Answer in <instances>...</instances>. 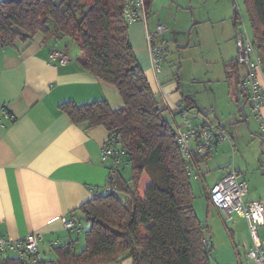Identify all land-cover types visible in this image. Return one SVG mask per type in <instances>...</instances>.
Instances as JSON below:
<instances>
[{
	"label": "crops",
	"instance_id": "0c3cea01",
	"mask_svg": "<svg viewBox=\"0 0 264 264\" xmlns=\"http://www.w3.org/2000/svg\"><path fill=\"white\" fill-rule=\"evenodd\" d=\"M146 1L147 23L130 24L129 35L139 65L151 87L157 94L159 87H164L170 103L184 100V95L189 96L194 104L193 113H199L201 117L207 114L222 117L218 119L214 116L217 119L214 121L226 129L223 120L227 112L218 107L216 112L212 110L203 114L197 106V99L200 96L198 92L206 90V85L195 87L192 80L197 82V78L185 74L190 72V67L184 71L179 70L181 64L177 65L181 63L178 56L181 59L182 46L189 45L195 38L202 42L207 39L206 34L200 36L199 32L194 33L191 25L207 23L220 12L221 5L215 4L214 0ZM183 14L186 15V26L179 21ZM158 25L166 26L161 44L166 49L165 61L171 60L170 65H165L164 61L163 69L156 74L151 68L146 35L156 31ZM234 33L231 27L219 35L223 45L217 42L221 58L219 54L216 57L223 65L235 54L237 44ZM62 40H45L39 34L25 42L18 40L13 45L0 46V107H5L10 113L9 117L0 116V238L20 239L29 233L40 232L42 238L36 255L40 260L54 259V248L59 245L74 242L78 248L84 244L85 227H79L84 232L79 233L78 229L70 231L64 227L63 218L75 219L73 215H76L82 223L86 222L79 208L104 190L114 166L111 160H102V147L108 139V129L103 125L88 128L86 124L74 123L60 109V104L73 101L81 105L106 100L114 110L124 106L118 89L84 69L80 63L82 53L73 56L66 42L65 47L60 45ZM171 41L177 47L173 53ZM55 48L69 56L66 64L49 61V53ZM244 68L247 76L246 66ZM180 75L186 79L185 85L181 83ZM203 79L216 88L223 78L214 81L212 73ZM259 81L264 94V64ZM232 84L235 86L234 81ZM221 85L225 86L226 92L227 83ZM233 90L236 88L233 87ZM243 98L245 96L242 102ZM161 106L165 107L162 103ZM237 109L241 111L240 107ZM260 113L264 118V102ZM240 118H244L243 114ZM258 120L260 123L259 117ZM229 135L230 141L220 144L209 156H202L203 160L196 159L197 166L191 182L195 195L197 188L200 195L207 199L206 213L202 209L200 214L198 212L202 223L213 231L214 226H210L212 219L216 220L220 230L219 224L223 223L227 248H233L237 260L234 263L239 264L240 258L246 257L248 250L254 246L248 222L238 215L225 221L224 214L210 202L209 191L228 169L235 168L239 181L248 184L245 201L264 202V147H235L239 135L235 136L233 132ZM200 206L204 207L202 203ZM259 231H262L264 239V225L259 227ZM206 238L213 246L211 234ZM118 264H132V259Z\"/></svg>",
	"mask_w": 264,
	"mask_h": 264
},
{
	"label": "trees",
	"instance_id": "16d2710c",
	"mask_svg": "<svg viewBox=\"0 0 264 264\" xmlns=\"http://www.w3.org/2000/svg\"><path fill=\"white\" fill-rule=\"evenodd\" d=\"M243 2L252 35L237 12L234 24L244 28L236 27L235 39L240 33L248 35L264 57V0ZM124 6V0H0V46L39 34L45 40L71 37L80 47L82 67L118 89L124 106L116 110L106 100L81 105L67 101L59 107L76 124L105 126L127 152L120 165L111 167L105 183L115 190H103L79 208L88 222L80 248L70 242L55 247L51 260L31 263L32 255H6L0 264H109L128 258L132 264H212L208 227L194 207L195 170L189 172L190 162L181 154L166 109L139 65ZM227 63L232 75L239 74L243 64L238 55ZM245 76L239 74L232 84L238 108L248 90ZM183 98V107L193 111L190 97ZM211 153L195 158L201 161ZM127 163L129 178L121 171Z\"/></svg>",
	"mask_w": 264,
	"mask_h": 264
},
{
	"label": "built area",
	"instance_id": "2783aa9c",
	"mask_svg": "<svg viewBox=\"0 0 264 264\" xmlns=\"http://www.w3.org/2000/svg\"><path fill=\"white\" fill-rule=\"evenodd\" d=\"M124 2L123 13L126 22L132 24L141 21L146 25L148 19L147 1L124 0ZM165 32L166 26L158 25L156 31L146 35L151 68L156 74L160 73L162 63L165 61V52L161 44ZM236 44L240 62L247 65L249 91L247 90L246 94H248L249 104L252 111L260 118L261 134L264 136V118L260 113L264 102V94L261 91L259 81L264 57L262 53L254 49L251 39L244 33L237 35ZM69 60V56L63 50L55 48L49 53L50 62H58L63 65ZM158 95L163 98L162 104L165 106L166 114H168L175 129L181 154L183 158L190 162L188 165L190 173L197 166L195 158L197 154H209L220 144L230 141L231 137L221 123L211 121L186 109L183 107L181 100L170 103L169 95L164 87H159ZM0 116L9 117L10 113L5 107H0ZM126 153V148L121 144L119 137L110 132L102 147V160H111L114 166L120 165ZM114 190V188L106 187L104 193ZM100 193H96V195ZM247 193L248 184L239 181L237 169L230 168L209 191V200L214 207L224 214L225 221H229L234 215H238L244 217L248 222L254 246L247 252L246 257L240 258L239 264H243L244 260L251 261L253 264H264V239L259 236V227L264 225V202L262 200L245 201ZM63 223L64 227L70 231L74 229L80 231L77 221L71 217L63 218ZM41 238V233L37 231L20 239L1 237L0 259L8 254H14L17 257L32 255L31 263L37 262L39 259L36 255L39 251Z\"/></svg>",
	"mask_w": 264,
	"mask_h": 264
},
{
	"label": "rangeland",
	"instance_id": "374dc122",
	"mask_svg": "<svg viewBox=\"0 0 264 264\" xmlns=\"http://www.w3.org/2000/svg\"><path fill=\"white\" fill-rule=\"evenodd\" d=\"M202 2L208 1V0H201ZM215 4L221 5V10L218 14H216L210 21L204 24H195L191 25L193 27V32L196 31L200 33V36L203 34L207 35V39L205 42H202L199 38H195V40H192L189 45L182 46V53H181V59L178 56V61H181V63L177 64L179 66V70L186 71L190 67V72L187 71L185 74H190L192 78H197V82L192 80V84L195 87H199V85H206V90H201L199 93L198 101V107L201 108V112L203 114L208 113L209 111L214 110L216 112V108L221 107L222 110H225L227 112L226 118L223 120L224 125L226 126L227 132L230 134V132H233L235 136L239 135L237 138V146L235 147H264V136L261 134L262 130L260 129V123L258 120L257 115L250 110V106L248 103H246L245 112L246 116L248 117V121L244 118H240L242 116V113H238L237 105L234 102V90L232 88V82L234 81L236 83L237 78L239 74L244 77L246 74L245 68L243 65H240L239 74L236 73L233 76H231L233 67L231 64L223 62L219 59L221 58L220 54L217 52L219 47L217 45V42L223 45V39L219 36L220 33L224 31V29H230L231 27L234 29V32H238V30H242L244 27L242 24L239 23V25L234 24L235 14L238 12L243 16L245 25L250 33L252 35V30L248 18V14L246 12V8L244 5L243 0H214ZM239 14L237 15L240 19ZM183 14L179 18V21L182 26H186V15ZM234 33V35H235ZM65 42L69 46L70 53L79 54L80 47L78 44L71 38V37H65L61 41L60 45L65 47ZM176 43L171 41V48H173L172 52L177 50V47H174ZM170 48V49H171ZM180 49V51H181ZM67 51V49H66ZM170 52V51H169ZM178 53V52H177ZM219 54V58L216 56ZM169 56V53H167ZM238 55V49L236 48L235 54L231 55L228 59L231 58H237ZM167 58V57H166ZM239 59V55H238ZM170 60L168 62V59L165 61V65H170ZM264 64V63H263ZM262 64V67H263ZM246 66V65H245ZM178 69V68H177ZM225 69H227V73L225 72ZM247 69V67H246ZM262 72V71H261ZM213 73L214 81L221 80V84L227 83V91L225 92V89L222 87L221 84H218L220 86H217L216 88L213 86H210L208 82H205V79L203 77L206 75L208 77L211 76ZM247 76H248V70H247ZM247 76L243 78V81H247ZM181 83L185 85V78L181 76ZM249 82V80H248ZM247 86V83L245 84ZM184 90H189L187 88H184ZM160 98V103L163 102V98L158 95ZM196 98L195 96L193 97ZM241 103L239 104V106ZM207 119L214 121L217 119H214V116H210L209 114L205 115ZM216 117V116H215ZM218 119H221L222 117H216ZM180 120V118L178 117ZM249 122V125H248ZM251 140H255V142H250ZM261 144V145H260ZM122 174L125 178L130 177V163L125 164V166L122 168ZM196 188V186H195ZM196 198L194 200V207L195 211L197 213L198 218L200 219V211L201 209L206 213V198L202 197L199 193V190L196 188ZM201 203L203 204V208L200 206ZM199 212V214H198ZM82 213V212H81ZM74 218L77 221V225L80 228L88 227V222L83 223L78 219L79 217L76 215H73ZM82 217V216H81ZM204 220L206 216L203 217ZM85 218H83L84 220ZM201 220V219H200ZM209 220H211V216H209ZM216 220L212 219L210 226H214V231L212 228V233L210 232V229L207 231V235L211 234L213 237L214 245L212 252H210V259L212 264H235L237 262L236 257L234 256V250L231 247V249L227 248V242L224 240V229L223 223L219 224L221 227V230L217 228V223H215ZM209 225V224H208ZM81 232H84L82 229ZM79 231V233H80ZM259 236L262 238V231H259ZM83 236L81 237V239ZM80 248V247H78ZM232 250V252H231ZM249 251V250H248ZM54 256V255H53ZM118 262V263H122ZM235 262V263H234ZM118 263H109V264H118ZM244 264H253L251 261L245 260Z\"/></svg>",
	"mask_w": 264,
	"mask_h": 264
},
{
	"label": "water",
	"instance_id": "95a60500",
	"mask_svg": "<svg viewBox=\"0 0 264 264\" xmlns=\"http://www.w3.org/2000/svg\"><path fill=\"white\" fill-rule=\"evenodd\" d=\"M239 62H240V60H239ZM240 63L243 64V65H246L243 62H240ZM246 67H247V65H246ZM246 103H248V94H246V97H245V99H244V101H243V103L241 105L242 114L245 117V119L247 120V116H246V112H245V105H246Z\"/></svg>",
	"mask_w": 264,
	"mask_h": 264
},
{
	"label": "clouds",
	"instance_id": "9594fccd",
	"mask_svg": "<svg viewBox=\"0 0 264 264\" xmlns=\"http://www.w3.org/2000/svg\"><path fill=\"white\" fill-rule=\"evenodd\" d=\"M245 97H246V96H245ZM243 101H244V100H243ZM242 103H243V102H242ZM240 108H241V107H240ZM239 111H240V110H239ZM239 111H238V112H239ZM239 113H240V112H239Z\"/></svg>",
	"mask_w": 264,
	"mask_h": 264
}]
</instances>
